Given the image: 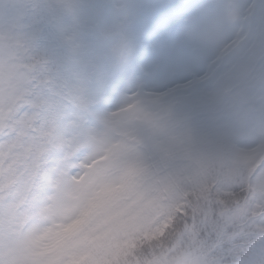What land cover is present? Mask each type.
<instances>
[{
	"label": "rangeland",
	"instance_id": "rangeland-1",
	"mask_svg": "<svg viewBox=\"0 0 264 264\" xmlns=\"http://www.w3.org/2000/svg\"><path fill=\"white\" fill-rule=\"evenodd\" d=\"M84 1L88 5L89 0ZM100 4L101 6H90L99 12L96 17L98 25L107 27L115 38L128 36L127 40L134 42L125 47L113 68L103 72L108 83L105 92L96 95L100 98L97 104L100 113L95 127L92 128L91 124L88 126L91 133L84 147L91 151L84 155L86 159L103 153L99 159L107 160L111 150L118 146L123 151L128 143L126 141L125 145L118 133L135 115L146 118L148 110L147 118L150 123L146 124L151 125V116L165 107L166 110L170 109L168 103H186L190 94L196 95L195 91L200 89L201 84L205 88L204 93H211L217 99L208 84L217 78L218 72L233 53H242L254 45L249 51L248 66L257 72L264 69V46L257 44L259 40L256 41L257 33L264 25V0H101ZM8 5V0H0V19L5 17ZM9 16L14 14L10 13ZM181 40L188 44L185 53L179 51ZM93 43L109 52L111 62L116 60L120 42H108L107 45L99 38L97 42L93 40ZM81 44L84 42H79ZM99 58L101 57H96L95 61L98 62ZM240 65L241 63L236 68ZM238 72L246 75L240 68ZM187 91L191 93H186ZM257 93V109H252L255 113L261 111V117L258 112L254 118L249 119L246 106H243L233 118L242 126L240 135H234L235 129L223 120L211 127L215 128L214 134L223 146L231 140L237 142L238 146L234 147L229 156L232 161L228 160L227 163L233 173L241 171L245 174L244 179L250 178L256 184L255 189L259 190L260 183L264 181V169L259 168L264 160V142L256 147L250 144V140L256 143L259 141V137L254 136L255 131L264 132V94ZM208 117L211 120L217 119L211 115ZM118 154L119 151L114 153L113 158ZM113 158L119 171H124L134 159H139L134 156ZM97 163L99 160H93L88 168L92 169ZM235 178L241 179L238 175ZM83 179L81 176L75 182H62L54 192L55 200L46 198L41 206L42 218L68 211V202L78 201L83 195L86 187ZM93 183H96L95 177L88 181L89 185ZM207 213L210 219V212H205L203 216ZM31 214L15 216L0 207V252H10L11 264H20L25 242L40 231L39 223H26L25 219ZM20 227L25 232L23 238L19 239L17 235ZM6 235H10L12 239H6ZM230 238L231 234L228 233L217 236L215 240L195 236L191 238L193 240L184 243V248L188 245L204 248L205 241L207 246L220 248L221 240L228 246ZM226 250L228 252L229 249ZM184 253V250L178 251L171 260L166 254L158 262L161 264L162 259L166 258L168 260L164 264H176L178 256ZM200 264H203V258Z\"/></svg>",
	"mask_w": 264,
	"mask_h": 264
},
{
	"label": "snow or ice",
	"instance_id": "snow-or-ice-1",
	"mask_svg": "<svg viewBox=\"0 0 264 264\" xmlns=\"http://www.w3.org/2000/svg\"><path fill=\"white\" fill-rule=\"evenodd\" d=\"M62 25V18H49L39 4L0 19V207L15 216L41 211L45 196L54 201L62 182L80 178L72 175V169H87L95 159L84 158L86 147L81 144L94 122L91 101L96 64L84 60L79 49L69 52L56 39ZM142 151L150 154V168L161 174L167 170V162L150 143L145 142ZM259 168L264 169V160ZM114 183L101 180L68 229L85 222ZM258 193H264V181L258 191L245 196L243 205H217L205 221L194 214L190 222L187 208L174 211L168 207L166 212L173 223L180 217L186 229L191 223L213 240L231 230L233 246L228 252L235 264H241V249L251 246L257 234L264 239V228L259 233L254 228L264 225V199ZM75 235L61 237L58 243L66 238L70 241L66 247L79 249L67 252L69 264H84L89 259V234L73 239ZM6 239L12 237L6 235ZM35 242V237L25 242L20 264H40L42 253L34 250ZM219 247H225L223 240ZM9 256V251L0 252V264H11ZM177 259L178 264H200L202 257L193 252ZM246 264H264V254L249 258Z\"/></svg>",
	"mask_w": 264,
	"mask_h": 264
},
{
	"label": "trees",
	"instance_id": "trees-1",
	"mask_svg": "<svg viewBox=\"0 0 264 264\" xmlns=\"http://www.w3.org/2000/svg\"><path fill=\"white\" fill-rule=\"evenodd\" d=\"M34 4L41 5L49 18H62V30L56 33V39L63 42L67 50L71 47L68 40L83 38L95 26V23L90 21L95 18L94 14H90L84 7L81 10L79 6H68L65 0H24L20 7L21 14ZM48 28L51 31L50 25ZM96 35L100 33L96 32ZM81 46L84 47L85 44ZM102 54L109 56V52L105 50ZM102 91L94 88L95 95L91 101L93 113L96 112V95ZM151 118V125H148L150 121L147 116H137L122 130L128 138L126 141L130 143L116 156H134L139 159L133 161L137 164L131 163L129 168L119 171V182L114 183L112 189L106 192L93 208V211H105L107 215L104 222L123 230L126 234V238L112 245L108 249V256L97 264H114L118 258L145 244L150 249L155 248L147 264H156L161 254L166 253V247L172 248L183 237L206 235L199 229H193L191 223L186 229L180 217L173 223L166 212L168 207H172L174 211L187 208L190 222L194 214L200 221H205L209 216L207 213L204 217L205 212H210L212 216L217 205H243L245 196L255 189L256 184L250 178L244 179L245 174L241 171L233 173L227 163L228 160L232 161L229 156L235 142L231 140L223 146L215 135V144H210L208 131L195 127V121L199 120V117L195 116L194 119L190 107L180 103L167 111L166 108L158 111ZM145 142L150 143L159 158L167 162V170L164 173L150 168V154L142 151ZM111 164H114L113 160ZM104 171L106 169L100 174ZM236 175L241 179L235 178ZM117 202H120V206L114 211H109ZM254 228L259 233L264 225L256 224ZM111 230L112 228L100 232L90 230L88 244L93 247L100 246ZM230 232L232 237L233 233L231 230ZM170 234L175 237L174 244L168 239ZM256 239H260L259 234ZM64 241L61 240L57 246L60 250ZM228 246H233L232 238ZM90 255L89 251V258ZM52 258L56 259L54 256L50 261Z\"/></svg>",
	"mask_w": 264,
	"mask_h": 264
},
{
	"label": "clouds",
	"instance_id": "clouds-1",
	"mask_svg": "<svg viewBox=\"0 0 264 264\" xmlns=\"http://www.w3.org/2000/svg\"><path fill=\"white\" fill-rule=\"evenodd\" d=\"M91 149L85 148L83 155H87ZM103 153H97L94 160H99V163L95 164L92 169H72V175L83 176L84 188L83 195L78 201H70L69 210L60 214H54L48 218L40 219L34 218L33 223H39L40 231L35 235V251L42 253L39 256L40 264H50V258L56 257L52 264H69L70 257L67 254L69 251H78L79 249L68 248L64 246L62 250L57 247L58 240L61 237H65L68 234L75 232L76 235L73 239L79 238L84 232L95 230V232L105 231L109 228L112 230L109 232L108 238L103 241L100 246H88L90 250V258L84 262V264H94V261H102V258L108 256V249L126 238V234L123 230L112 227L111 224L105 223V217L107 213L105 211H92L90 215L80 225H74L71 229L68 226L72 224V221L80 214V210L87 204L88 199L93 195L95 188L98 186L101 180L119 182V168L116 164H109V161L99 159ZM106 169L103 174L99 173V170ZM96 177V183L91 185L88 181L93 177ZM258 195L264 199V193H258ZM120 206V202L113 204L109 211H114ZM159 223V221H157ZM65 229H68L66 232ZM92 232V234H95ZM139 235V233H137ZM206 240L211 239L208 234L204 237ZM169 240L175 243V237L169 235ZM183 247V246H182ZM47 249V251H45ZM155 248H151L145 244L133 249L127 255L118 258L114 264H147V261L151 259L152 252ZM180 249L172 250L171 246L167 256L169 260L174 257ZM185 254L195 253L203 258V264H235L233 257L227 252L226 248H213L206 246L204 248H194L188 245L184 248ZM261 254H264V239L257 240L251 246H245L241 249L240 261L241 264H246L247 260L252 257L259 258ZM110 259V256H109Z\"/></svg>",
	"mask_w": 264,
	"mask_h": 264
},
{
	"label": "water",
	"instance_id": "water-1",
	"mask_svg": "<svg viewBox=\"0 0 264 264\" xmlns=\"http://www.w3.org/2000/svg\"><path fill=\"white\" fill-rule=\"evenodd\" d=\"M185 48H186L185 43H182V49H185Z\"/></svg>",
	"mask_w": 264,
	"mask_h": 264
}]
</instances>
